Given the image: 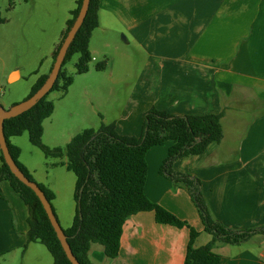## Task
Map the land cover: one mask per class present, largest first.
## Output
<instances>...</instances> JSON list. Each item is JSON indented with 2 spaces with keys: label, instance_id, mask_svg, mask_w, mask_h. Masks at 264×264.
Masks as SVG:
<instances>
[{
  "label": "crops",
  "instance_id": "0c3cea01",
  "mask_svg": "<svg viewBox=\"0 0 264 264\" xmlns=\"http://www.w3.org/2000/svg\"><path fill=\"white\" fill-rule=\"evenodd\" d=\"M97 14L98 25L124 30L152 57L146 66L155 76L139 83L142 97L111 121L117 132L138 137L143 114L152 106L173 115L222 113L221 141L203 154L177 158L173 169L200 180L211 214L223 225L237 230L263 226L264 0H100ZM13 74L12 81L22 76L13 69L9 81ZM168 146L147 151L144 192L194 227V245L203 246L212 235L189 193L160 173ZM0 182V193L12 199L25 244L27 207L7 180ZM1 208L0 202V250L10 246L14 233L10 209L4 215ZM189 237V227L159 223L153 211H139L123 224L117 257L107 258L97 246L89 253H97L96 263L104 264H184ZM212 249L220 256L217 264H264V231L236 244L218 240Z\"/></svg>",
  "mask_w": 264,
  "mask_h": 264
},
{
  "label": "trees",
  "instance_id": "16d2710c",
  "mask_svg": "<svg viewBox=\"0 0 264 264\" xmlns=\"http://www.w3.org/2000/svg\"><path fill=\"white\" fill-rule=\"evenodd\" d=\"M99 1L90 0L85 19L68 48L58 78L51 90L29 110L4 120L3 129L9 151L24 174L34 181L26 165L19 160L20 148L10 142L11 136L21 135L26 131L29 141L38 146L46 156H66L67 160L62 164L76 176L74 190L76 208L72 223L63 229L74 255L81 264H104L90 259L92 244H100L107 258L117 257L123 224L139 211H153L155 220L159 223L179 228L189 227L190 237L184 264H217L220 256L212 249L216 241L240 243L254 233L264 231V225L245 230L223 225L211 214L200 180L188 173L175 171L173 162L187 155L203 154L210 144L220 142L223 137L222 113L173 115L152 106L144 113V123L138 137L119 134L115 122H110L101 123L97 129L91 127L83 129L72 136L64 148H51L41 140L43 121L54 109L53 102L47 99V96L55 89H61L62 93L66 92L72 83V76L63 71L66 61L73 54L78 53L79 59L75 63L77 72L83 73L89 69L88 63L92 60L89 40L92 31L98 26ZM81 4L82 0H76V7L70 12L71 17L66 21L67 26L53 50L48 73ZM104 67V62L96 64L97 69ZM48 73L39 76L28 96L42 85ZM167 142L168 152L161 163L160 173L168 177L177 188L185 189L189 193L197 207L204 230L212 235L211 241L203 246L194 245L198 235L194 227L150 200L144 192L147 177L146 153L150 148ZM0 161V181L7 180L27 207V242L44 244L53 257L52 264H72L39 198L10 171L1 150ZM37 184L44 191L55 211L52 203L55 198L54 191L40 182Z\"/></svg>",
  "mask_w": 264,
  "mask_h": 264
},
{
  "label": "rangeland",
  "instance_id": "374dc122",
  "mask_svg": "<svg viewBox=\"0 0 264 264\" xmlns=\"http://www.w3.org/2000/svg\"><path fill=\"white\" fill-rule=\"evenodd\" d=\"M75 7L76 0H0V19L5 20L0 23V106L8 109L27 98L37 75L48 73L50 54ZM89 50L92 60L88 71L77 72L75 63L79 54H73L63 66V71L72 76V83L66 92L55 89L47 96L54 109L43 121L41 140L51 148H64L72 136L85 128L97 129L101 123L121 119L134 102L132 99L142 97L139 83L155 76L146 66L152 58L146 46L133 38L127 39L126 32L118 27L98 25L92 31ZM98 62H104L105 67L97 69ZM16 68L22 76L12 81L16 77L13 74L9 81V72ZM151 86L155 87V83ZM9 140L20 148L19 160L35 181L55 192L54 212L61 226L67 228L75 215L76 176L62 164L66 156H46L29 141L26 131ZM0 198L4 215L7 206L11 211L13 231L17 234L11 232L10 246L0 250V264H52L53 257L44 244L27 240L21 244L12 199L2 191ZM92 246L102 248L100 244ZM89 257L99 262L97 253H89Z\"/></svg>",
  "mask_w": 264,
  "mask_h": 264
},
{
  "label": "water",
  "instance_id": "95a60500",
  "mask_svg": "<svg viewBox=\"0 0 264 264\" xmlns=\"http://www.w3.org/2000/svg\"><path fill=\"white\" fill-rule=\"evenodd\" d=\"M90 0H82L81 7L79 9V12L73 21L72 26L68 30L65 38L62 41V44L57 52V55L55 57V60L53 62L52 68L50 72L48 73V76L46 77L45 81L42 83V85L30 96L22 100L21 102L15 103L12 106H10L8 109L4 108L3 106H0V150L3 155V159L5 163L8 165L10 171L20 180L22 183H24L26 186L31 188L34 193L39 198L47 216L48 219L56 233V236L58 240L60 241V244L69 259V261L72 264H81L79 260L74 255L71 246L68 242V237L64 232L63 227L61 226L53 208L50 203V201L47 199L44 191L41 189V187L37 184L36 181L29 179L24 172L20 169V167L17 165L16 161L12 157L9 147L7 144V139L4 134L3 124L5 119H9L12 117H15L19 114H22L23 112L29 110L34 105H36L54 86V83L56 79L58 78L62 63L64 61V58L66 56V53L68 51V48L73 41L77 31L81 27L85 16L88 11Z\"/></svg>",
  "mask_w": 264,
  "mask_h": 264
},
{
  "label": "built area",
  "instance_id": "2783aa9c",
  "mask_svg": "<svg viewBox=\"0 0 264 264\" xmlns=\"http://www.w3.org/2000/svg\"><path fill=\"white\" fill-rule=\"evenodd\" d=\"M0 93H1V88H0Z\"/></svg>",
  "mask_w": 264,
  "mask_h": 264
}]
</instances>
